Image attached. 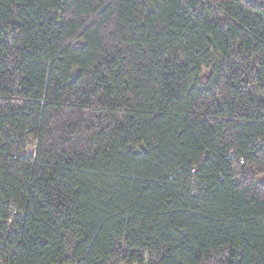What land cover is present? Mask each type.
<instances>
[{"label": "trees", "instance_id": "16d2710c", "mask_svg": "<svg viewBox=\"0 0 264 264\" xmlns=\"http://www.w3.org/2000/svg\"><path fill=\"white\" fill-rule=\"evenodd\" d=\"M264 264V2L0 0V264Z\"/></svg>", "mask_w": 264, "mask_h": 264}, {"label": "built area", "instance_id": "2783aa9c", "mask_svg": "<svg viewBox=\"0 0 264 264\" xmlns=\"http://www.w3.org/2000/svg\"><path fill=\"white\" fill-rule=\"evenodd\" d=\"M131 264H140V263H138V262H131ZM142 264H147L146 262L145 263H142Z\"/></svg>", "mask_w": 264, "mask_h": 264}, {"label": "rangeland", "instance_id": "374dc122", "mask_svg": "<svg viewBox=\"0 0 264 264\" xmlns=\"http://www.w3.org/2000/svg\"><path fill=\"white\" fill-rule=\"evenodd\" d=\"M256 1L264 2V0H256Z\"/></svg>", "mask_w": 264, "mask_h": 264}]
</instances>
